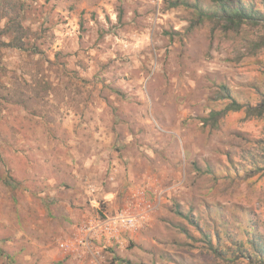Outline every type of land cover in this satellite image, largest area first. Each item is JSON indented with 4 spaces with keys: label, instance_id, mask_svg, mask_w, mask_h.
<instances>
[{
    "label": "rangeland",
    "instance_id": "obj_1",
    "mask_svg": "<svg viewBox=\"0 0 264 264\" xmlns=\"http://www.w3.org/2000/svg\"><path fill=\"white\" fill-rule=\"evenodd\" d=\"M168 1L10 2L0 264H247L204 236L264 244V117L202 123L264 96V28Z\"/></svg>",
    "mask_w": 264,
    "mask_h": 264
},
{
    "label": "trees",
    "instance_id": "obj_2",
    "mask_svg": "<svg viewBox=\"0 0 264 264\" xmlns=\"http://www.w3.org/2000/svg\"><path fill=\"white\" fill-rule=\"evenodd\" d=\"M210 7H202L198 0L191 3L187 0L168 1L171 8L182 6L192 8L196 14V22H209L221 26L225 31H235L243 25L261 26L264 28V0L255 2L253 0H208ZM12 0H0V19L6 20L0 35L10 34V30L22 31L17 23L14 14L15 8L10 4ZM14 15H18L14 14ZM12 27V28H11ZM14 31V32H16ZM19 40V38H16ZM14 40V39H13ZM230 102L219 111H210L208 116L202 119L203 124H212L213 126L230 112H243L247 118L264 117V96L255 105L239 104L231 97H227ZM247 216V214H244ZM191 224H193L191 222ZM208 250L216 258H225V262H245L247 264H264V244L256 242L254 237H250L242 242L232 239L227 235L215 236L214 241H210L204 236ZM122 264H131L128 261H121Z\"/></svg>",
    "mask_w": 264,
    "mask_h": 264
},
{
    "label": "built area",
    "instance_id": "obj_3",
    "mask_svg": "<svg viewBox=\"0 0 264 264\" xmlns=\"http://www.w3.org/2000/svg\"><path fill=\"white\" fill-rule=\"evenodd\" d=\"M117 220L119 222L123 223L124 225H126V224H128L130 222V220L127 217H119ZM80 243H82L83 247L87 246V240H84V241L82 240V242H80Z\"/></svg>",
    "mask_w": 264,
    "mask_h": 264
}]
</instances>
